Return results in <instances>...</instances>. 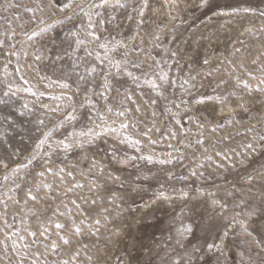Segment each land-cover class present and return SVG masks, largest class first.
<instances>
[{
    "label": "rangeland",
    "instance_id": "374dc122",
    "mask_svg": "<svg viewBox=\"0 0 264 264\" xmlns=\"http://www.w3.org/2000/svg\"><path fill=\"white\" fill-rule=\"evenodd\" d=\"M65 2L0 0V118L20 133L0 168V264H189L193 247L219 241L195 226L181 239L182 192L264 198L259 177L247 181L264 173V0H111L93 10L99 40L73 27L99 0ZM217 5L256 12L219 16ZM243 247L230 235L221 264H241Z\"/></svg>",
    "mask_w": 264,
    "mask_h": 264
},
{
    "label": "snow or ice",
    "instance_id": "6c2138e0",
    "mask_svg": "<svg viewBox=\"0 0 264 264\" xmlns=\"http://www.w3.org/2000/svg\"><path fill=\"white\" fill-rule=\"evenodd\" d=\"M145 6L147 5V0H144ZM75 3V0H67V2L62 3L59 7L60 11L70 10ZM111 0H99V3H92L89 5V12L85 13L87 16V27H84V24L74 25V28H84L86 32V38H91L93 40H99L95 28L99 21H93V15L99 16V12H94L93 10L99 8H105L109 6ZM203 4H207L208 0H202ZM115 4L117 6L124 7L120 3V0H115ZM79 11L83 12V6L77 5ZM216 15L219 16H236L241 12L245 14H255L256 9L252 7H232L225 6L220 7L217 5ZM143 13H141L142 15ZM261 16H264V11L259 13ZM72 15H68L65 17L66 20L71 21L73 19ZM57 23L63 24L64 21H58ZM49 27H52L51 25ZM73 37H76L75 44L77 46L83 44L85 41L79 39L80 32H70ZM35 35V33H34ZM158 40L159 37L157 36ZM2 43V42H0ZM101 47H107V45H101ZM239 51V50H237ZM175 55V53H173ZM207 63V61H205ZM89 73H95L96 68L92 66L90 68L85 69ZM129 75H131L129 73ZM84 79V77H81ZM247 82H245L246 84ZM261 83H264L262 81ZM67 87L68 85H63ZM105 90L109 89V85L105 82ZM250 87V86H249ZM255 91L264 92V88H261L257 85ZM11 92V86L8 87V90L3 93V96H8ZM5 100H0V103H6ZM198 103H203L204 98H201L197 101ZM20 116H23L24 113H18ZM119 115L123 116L124 113L120 112ZM75 119V117H72ZM0 168L7 169L9 167V163L12 162V157L16 155V146L15 141L16 137L20 135L18 131V125H16L15 120L12 119L11 116H4L0 118ZM39 124L43 125L44 121H38ZM122 127H126V125H122ZM52 132L49 130L47 133H44V138L36 144V148L39 149L41 145L47 143L48 138L51 136ZM22 138V137H21ZM256 138L254 137V140ZM259 140L264 142V136H260ZM58 147H63L65 149L71 147L70 144L65 141H59ZM264 147V144H262ZM248 152H252L253 154L256 152V148L254 144L249 143L246 146L245 155ZM50 154V152H49ZM134 159V158H133ZM149 161L151 157H146ZM168 161H161V163H167ZM24 165H18L17 168L12 169L13 172L19 170L20 167ZM51 171V169H48ZM43 175V173H41ZM171 176V174H167ZM195 175V173H193ZM257 177H259L261 187L264 188V173L254 172L249 173L247 176V181L250 186H255ZM7 178V177H5ZM18 187V186H17ZM162 190L157 194V199H162L164 201H168L171 198L165 193L163 190V186H161ZM27 195L31 199H36L35 196L32 195L31 191L27 193ZM181 195L184 197V207L181 208V213L185 211L188 212V219L191 221L190 223L184 224L181 228L177 229L178 235L183 239L185 236H194L195 235V227H200L206 233H211L212 231H216L218 233L217 240L218 243L214 240L211 243L206 242L202 247H193V251L191 254H188V261L191 264L193 259L200 262V264H221V257L224 256V249L227 247V241L230 238V235H235L238 240H241L243 243V251L241 252L242 260L241 264H264V198L261 199L259 204H256L255 201H245L243 196L236 195L233 191H227L224 196L216 199L213 198L211 203L208 204L205 200L202 199L204 195L202 192L197 191L196 195L190 196L188 192H182ZM215 195V194H210ZM231 200V204L230 201ZM237 201H240L246 206V210H242L241 212H237L232 204H235ZM94 203V202H93ZM97 225L100 223L99 220L95 222ZM58 228H62L63 225H57ZM77 232L81 231V229L77 228ZM35 236V233L31 234ZM67 243V241H65ZM179 243V241H178ZM27 247V245H25ZM53 249L57 246L55 244L52 245ZM78 255V253H77ZM227 258L225 257V260ZM63 264H68V261H64ZM147 264H151L149 260ZM171 264H185L184 257H180L179 259L173 260Z\"/></svg>",
    "mask_w": 264,
    "mask_h": 264
}]
</instances>
